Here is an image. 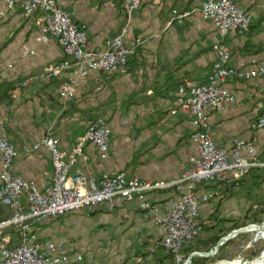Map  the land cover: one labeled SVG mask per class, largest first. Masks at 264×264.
<instances>
[{"label":"crops","instance_id":"obj_1","mask_svg":"<svg viewBox=\"0 0 264 264\" xmlns=\"http://www.w3.org/2000/svg\"><path fill=\"white\" fill-rule=\"evenodd\" d=\"M59 1L74 14L75 22L87 25L92 49L101 48L128 24L125 42L132 48L128 69L110 76L92 73L76 89L75 97L63 103L58 94L61 78L33 79L66 58L56 40H39L37 22L41 11L27 17L18 3L7 16L0 17V133L3 129L18 150L14 172L42 187L50 185L51 154L43 146L34 149V144L51 134L59 139L62 149L69 150L84 138L91 120L104 118L112 128L108 157L102 158L98 149L86 141L70 172L69 185L76 176L87 182L118 172L142 180L179 178L197 153L191 140L189 114L181 109L173 111L179 87L186 82H208L217 42L230 48L234 66H248L263 58L264 0H234L252 13V23L247 34L232 33L224 38L217 34L213 21L201 18L205 0H145L130 17L121 9L122 0ZM100 80L105 85L97 90ZM227 86L235 92L236 100L222 112L209 115L210 134L225 150H231L237 138L253 142L264 162V129L252 126L263 109L264 77H233L227 80ZM223 192L222 200L230 198V192ZM175 195L174 190H161L150 197L166 210ZM109 206L100 205L91 217L103 225L102 232L110 235L114 243L119 242V252L136 253L129 256L127 264L152 260L155 254H161V250L153 252L163 234L140 209L138 198L113 210ZM10 214L7 207H0L2 219ZM84 217L79 216L74 225L87 224L89 219ZM49 221L43 226L42 236L58 240L48 229L60 226ZM7 234L14 240L11 231ZM125 238L130 242L124 245ZM143 254L149 256L144 258Z\"/></svg>","mask_w":264,"mask_h":264},{"label":"built area","instance_id":"obj_2","mask_svg":"<svg viewBox=\"0 0 264 264\" xmlns=\"http://www.w3.org/2000/svg\"><path fill=\"white\" fill-rule=\"evenodd\" d=\"M144 1L122 0L121 9L130 17ZM18 3L27 17L41 11L37 22L39 40L54 39L63 48L66 58L33 78L38 81L61 78L58 94L63 103L75 97L76 89L85 84L92 73L110 76L127 71L132 53V48L125 42L128 24L120 33L109 37L101 48L92 49L87 25L75 22L74 14L64 3L59 0H1L0 17L7 16ZM200 16L213 21L222 38L232 33L247 34L253 17L234 0H205ZM213 52L215 61L208 82L180 85L179 96L173 102L174 112L181 109L189 114L193 127L191 140L197 146V153L190 160L191 166L177 179L142 180L118 172L87 182L82 176H76L73 185H69L70 172L86 141L98 149L102 158L108 157L112 128L106 119L98 118L88 123L84 138L69 150L62 149L59 139L51 134L34 144V149L45 147L53 163V181L42 187L35 180L14 172L18 150L1 128L0 207H7L11 214L4 219L0 217V264H78L83 260L81 253L73 252L62 240L42 236L45 222L104 203L122 206L135 198L139 199L140 209L160 228L164 247L181 260L182 247L203 231L204 208L213 200H220L223 190H232L252 169L264 167L253 142L237 138L231 150L220 148L210 134L208 123L211 113L222 112L236 100L235 92L227 86L229 78L252 80L264 77V56L251 65L234 66L226 44L217 42ZM27 53L24 51L25 55ZM104 85V80H100L97 90ZM252 126L264 129V104ZM161 190L176 193L166 210L154 204L150 197ZM11 230L18 234L16 241L7 234ZM223 262L229 261L218 264Z\"/></svg>","mask_w":264,"mask_h":264},{"label":"rangeland","instance_id":"obj_3","mask_svg":"<svg viewBox=\"0 0 264 264\" xmlns=\"http://www.w3.org/2000/svg\"><path fill=\"white\" fill-rule=\"evenodd\" d=\"M259 190L254 189L249 194H254ZM102 205V204H101ZM110 205V204H109ZM121 206H109L110 210ZM251 203L247 201V197L241 194H233L230 198L224 200H213L211 204L203 211V220L209 221L210 218L217 214L218 218H225L226 228L231 227V232L224 234L225 237L236 230L243 229L234 234L225 246V255L220 258L218 250L215 254L210 256L195 255V257H209L208 261H201L197 264H218L221 261L233 262L241 259L240 264H251L264 250V238L257 237L256 230L254 228L261 226L264 223V216L259 222H253L252 217L248 215L251 208ZM100 208V205L96 208L81 209L69 212L63 216L51 218L48 224L56 223L60 228L56 229L52 226L48 230L56 236L58 240L66 242L73 252H78L83 255V260L78 264H125L126 260L130 257L135 256L136 253L119 252V242L114 243V239L107 235L106 232H102L101 228L103 225L97 224L95 217H91ZM85 216L88 218V223L83 226H75L74 224L78 221L79 216ZM211 221V220H210ZM233 222H237L238 225L234 227ZM45 223V224H46ZM109 224V223H107ZM45 226V225H44ZM44 229V227H43ZM253 229V230H252ZM108 230V229H107ZM14 241L17 240V233L11 230ZM221 238V239H222ZM220 239V240H221ZM129 238L123 240V244H128ZM218 244V243H217ZM217 246V245H216ZM215 246V247H216ZM221 246V245H220ZM213 247L210 250H204L197 248L195 251L186 255L185 252L180 253L182 259L176 258L177 264H185L188 258L193 253H208L215 249ZM191 258V260H192ZM76 264V263H72ZM191 264V261L190 263ZM221 264H225L224 262Z\"/></svg>","mask_w":264,"mask_h":264},{"label":"trees","instance_id":"obj_4","mask_svg":"<svg viewBox=\"0 0 264 264\" xmlns=\"http://www.w3.org/2000/svg\"><path fill=\"white\" fill-rule=\"evenodd\" d=\"M257 189L254 194H249L250 191ZM230 192L228 195L241 194L243 193L247 197V201L251 203V208L248 212V215L253 222H259L264 216V168H254L252 169L245 177H243L238 184L232 189L227 190ZM225 193V192H223ZM227 197V195H226ZM223 198V197H222ZM221 198V199H222ZM219 216V215H218ZM217 214L213 215L209 221L203 222V231L202 233L194 239L192 242L185 244L182 247V252H185L186 255L195 251L197 248L210 250L217 245L224 234L231 232L233 229L231 227H225L226 219L218 218ZM234 227L238 225L237 222H233ZM229 241H225L218 248L219 257L222 258L225 255V246ZM161 250V254H155L152 260H141L135 264H177V256L171 251L167 250L162 242L154 249L153 254ZM152 255V254H151ZM149 254H143V257H147ZM189 256V255H188ZM209 257H195L192 258L191 264H197L201 261H208ZM153 261V262H152ZM127 264V261L125 262Z\"/></svg>","mask_w":264,"mask_h":264},{"label":"bare ground","instance_id":"obj_5","mask_svg":"<svg viewBox=\"0 0 264 264\" xmlns=\"http://www.w3.org/2000/svg\"><path fill=\"white\" fill-rule=\"evenodd\" d=\"M257 233V237H263L264 238V223L259 227L254 228ZM253 230V229H252ZM241 259L233 261V262H224L225 264H240ZM251 264H264V250L260 254L259 257H257Z\"/></svg>","mask_w":264,"mask_h":264},{"label":"water","instance_id":"obj_6","mask_svg":"<svg viewBox=\"0 0 264 264\" xmlns=\"http://www.w3.org/2000/svg\"><path fill=\"white\" fill-rule=\"evenodd\" d=\"M243 229H240V230H236L235 232L233 233H230L229 235L223 237L217 244V246L215 247L214 250H212L211 252H208V253H204V254H200V253H193L187 260V262L185 264H189L190 261H191V258L195 255H204V256H210V255H213L216 253V251L218 250L219 246L222 245L225 241H228L234 234H236L238 231H242Z\"/></svg>","mask_w":264,"mask_h":264}]
</instances>
